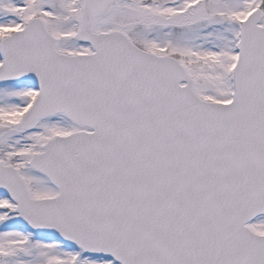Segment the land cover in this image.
I'll list each match as a JSON object with an SVG mask.
<instances>
[{"label": "snow or ice", "instance_id": "6c2138e0", "mask_svg": "<svg viewBox=\"0 0 264 264\" xmlns=\"http://www.w3.org/2000/svg\"><path fill=\"white\" fill-rule=\"evenodd\" d=\"M0 264H264V0H0Z\"/></svg>", "mask_w": 264, "mask_h": 264}]
</instances>
